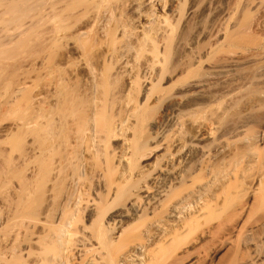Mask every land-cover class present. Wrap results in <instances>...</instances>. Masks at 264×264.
<instances>
[{
	"label": "rangeland",
	"instance_id": "1",
	"mask_svg": "<svg viewBox=\"0 0 264 264\" xmlns=\"http://www.w3.org/2000/svg\"><path fill=\"white\" fill-rule=\"evenodd\" d=\"M261 98L264 0H0V264H115L141 233L143 264H264L257 160L179 218L145 202L197 129L264 153Z\"/></svg>",
	"mask_w": 264,
	"mask_h": 264
},
{
	"label": "bare ground",
	"instance_id": "2",
	"mask_svg": "<svg viewBox=\"0 0 264 264\" xmlns=\"http://www.w3.org/2000/svg\"><path fill=\"white\" fill-rule=\"evenodd\" d=\"M205 97H206V95L205 94H203ZM262 99V98H261ZM260 99V100H261ZM259 101V100H258ZM261 101H263V99L261 100ZM260 102V101H259ZM264 102V101H263ZM253 104H254V102H253ZM254 106H256V104L254 105ZM208 124H206V126H207ZM246 126H247V123L246 122H243V123H241V124H239L238 126H236V128L234 129V131H233V133H232V135L230 136V138L229 139H223V138H218V139H216V141H215V144H214V148L212 149H206V148H204L202 145H199V143H196L195 141H200V142H202V141H204L205 140V138L207 139V137L209 136H204L203 135V133L202 132H200L199 131V129H197L196 131H198V132H196L195 134V137H194V139H192L191 141H190V143L188 144V145H186V144H184L185 145V150L186 151H188V155H189V152L191 151L192 152V148L194 149V148H196V150H198L199 148H200V155L197 157L196 156V154H194L197 158H199V159H196L197 161H194V162H196V163H194L193 162V164H195V167H193L194 169H192L193 171L192 172H190L188 175H181V174H179V173H177V171L176 170H178L180 167H182L184 164L182 163L183 161H184V156H182V155H180V154H182V152L178 155V157L176 158V161H175V164L172 162V161H170V163L172 162L174 165L173 166H170L171 168H169L168 170H167V166H165V168H166V170H163V171H168L167 172V174L168 175H164V173L162 174L163 176H165V178L163 177V178H161L162 179V181L164 180H166L167 181V183H164V181H163V184L162 185H159V188L157 189V187L155 188L154 187V181L152 182L153 184V187H154V189L155 190H153L152 191V189H151V191L152 192H155V193H153V194H155V196H153V195H150V197H149V195H145L146 196V198L145 199H148V200H146L145 202L147 203V204H155V203H161L162 202V204L165 206V207H168L169 208V212H168V215L170 216V217H177V218H179V216H182V213H184L186 210H188V208L190 209V207H191V205H192V202H198V201H201L202 200V198L203 197H205V195L207 194L208 195V192H209V190L210 189H212V187H217V188H220L222 185H223V183L225 182V180L227 181V182H225V183H231L232 181H236L238 178H240V177H237L239 174H241V172L238 174V170L239 169H236V167H238L239 165L241 166L242 164H240V162L242 161V163L245 161H247V162H252V161H256L257 163H254V164H252L251 166H253V165H256L257 166V164H259V166H261V167H259L260 169H256V167H252V168H254V169H256L257 170V172H255V173H258L257 174V176H259L263 181H264V157L263 156H261V157H259L260 155H264V153H262V154H259V152L260 151H258L257 149L258 148H254V146L255 145H251V146H249L248 147V144H247V146H246V150L244 151V150H241V152L239 151V149H236L237 148V146L240 144V142H245V143H249V145L251 144V143H253L254 144V142H255V140H252V141H254V142H252V141H250L249 139L251 138V137H249V135L247 134V132H246ZM202 127V126H201ZM209 127V126H208ZM208 127H207V129H206V131L208 130ZM210 128V127H209ZM202 131H203V128H202ZM205 132V131H204ZM208 132V131H207ZM208 133H210V132H208ZM207 135V134H206ZM205 137V138H204ZM253 137V136H252ZM204 138V139H203ZM210 138V137H209ZM253 138H255V136L253 137ZM239 140H241V141H239ZM243 140V141H242ZM250 142H249V141ZM258 140V139H257ZM237 141H238V143H237ZM248 141V142H247ZM259 142V141H258ZM185 143V142H184ZM236 144V146H234V147H236L235 149L237 150V153H235V151H232V150H234V148H232L233 147V144ZM256 143V142H255ZM234 144V145H235ZM244 144V143H243ZM240 146V145H239ZM238 146V147H239ZM241 146H242V143H241ZM244 146V145H243ZM253 146V147H252ZM178 147H179V145H178ZM183 147V146H182ZM245 147V146H244ZM250 147H252V148H250ZM157 148H158V146H157ZM165 148V147H164ZM198 148V149H197ZM254 148V149H253ZM126 149V148H125ZM181 149L182 148H180V151H181ZM242 149H244L243 147H242ZM253 149V150H252ZM179 150V149H178ZM182 150H184V149H182ZM213 150V151H212ZM251 150L255 153L256 151L255 150H257V154L255 155L253 152H251ZM259 150H262V149H259ZM264 150V149H263ZM194 151V150H193ZM243 151V152H242ZM199 152V151H198ZM212 152H215L217 155H218V153L221 155V154H223V153H227V152H229V153H227V154H232V155H225L226 157L228 156V157H230L232 160H230V161H232V162H230L229 163V161L226 163L225 162V160H224V155L222 156L223 157V159H221L222 161L224 160V163L222 162V163H218L217 164V162H219V161H213V158H212V160H211V158L210 157H212L213 155H216V154H213L212 155ZM235 153V154H233V153ZM125 153V152H124ZM184 153V152H183ZM193 153V152H192ZM196 153H197V151H196ZM261 153V152H260ZM184 154H186V153H184ZM197 154H199V153H197ZM258 154H259V156H258ZM194 155H192V156H194ZM180 156H182V157H180ZM187 156V155H186ZM192 156H190L189 155V157H191V159H192ZM219 156V155H218ZM218 156H217V158H218ZM167 158L168 157H170V158H172L171 156H166ZM188 157V156H187ZM189 157L188 158H186V160L187 159H189ZM214 157V156H213ZM227 157V158H228ZM227 158H226V160H227ZM230 158H228V160L230 159ZM193 159H195V157H193ZM165 160H168V159H166L165 158ZM185 160V161H186ZM190 160V159H189ZM217 160V159H216ZM218 160H220V156H219V159ZM121 161L124 163V161H127V158L125 157V155L123 154V156H121V160H120V163H121ZM169 161V160H168ZM167 161V162H168ZM190 162V161H189ZM189 162H185V163H189ZM192 162V161H191ZM221 162V161H220ZM259 162V163H258ZM165 163H166V161H165ZM169 163V164H170ZM172 163L170 164V165H172ZM181 163L183 164V165H181ZM227 164V166L228 167H230V168H226V164ZM253 163V162H252ZM168 164V163H167ZM166 164V165H167ZM190 164V163H189ZM189 164H187V166H190ZM221 164V165H220ZM225 165L224 167H225V169H223V167H222V165ZM243 164H245V163H243ZM251 164V163H250ZM246 165V164H245ZM244 165V166H245ZM124 166H125V168H126V164H124ZM123 165H122V170L124 169L123 167H124ZM239 166V167H240ZM243 166V165H242ZM243 166V167H244ZM247 166V165H246ZM233 167V168H232ZM243 167H241L242 169H243ZM257 167V168H258ZM128 168V167H127ZM126 168V169H127ZM184 168V167H183ZM182 168V169H183ZM189 168V167H188ZM187 168V169H188ZM247 168V167H246ZM245 167H244V169L243 170H245V175L247 174L246 173V169ZM251 168V169H252ZM184 169H186V167L184 168ZM251 169H249L250 170V172H251ZM128 170V169H127ZM241 170V169H240ZM249 170H247V172L249 171ZM242 171V170H241ZM253 171H255V170H253ZM125 172H127V171H125ZM161 172H162V170H161ZM182 172H183V170H182ZM199 172H201L202 174H203V177H201V175L199 174L198 175V173ZM242 172H244V171H242ZM123 174H125L124 173V171L122 172ZM128 173V172H127ZM166 173V172H165ZM159 174H160V172H159ZM186 174V173H185ZM243 174V173H242ZM250 174V173H249ZM122 175V174H121ZM159 176H161V175H159ZM158 176V177H159ZM199 176H200V178H199ZM253 176H254V174H253ZM256 176V174H255V176L254 177H257ZM157 177V176H156ZM242 177V176H241ZM248 177V176H247ZM249 177H251V176H249ZM258 177V178H259ZM197 178H199V179H197ZM153 179H155V177L153 178ZM160 179V180H161ZM241 179V178H240ZM242 179H244V177H242ZM241 179V180H242ZM246 179V178H245ZM254 179H256V178H253V180ZM158 180V178H156V181ZM253 180L251 181V180H249L250 182H252L253 183ZM257 180V179H256ZM255 180V181H256ZM261 180V181H262ZM165 181V182H166ZM178 181H180L181 183H182V185H183V188L181 187V188H179L180 190L181 189H183L182 191H179L178 189H176V188H178V187H174V183L173 182H177L178 183ZM238 181L239 180H237V183H238ZM243 181V183H247V182H245V180H242ZM259 182H260V180H258ZM159 182H161V181H159ZM259 182L256 184L257 185V187H255V185H254V189L255 188H257L258 190H256L257 191V193L255 192V191H253L254 193H256V194H260L261 193V195H259V199H260V197H261V199H260V202H264V183L263 182H260L261 184H259ZM155 183H157V182H155ZM171 183H173V184H171ZM252 183H250L251 185L250 186H252ZM170 184H171V186L173 185V187L175 188V190H173L172 192H173V194L172 193H170V194H168V192H169V189H170ZM219 184H222L220 187L218 186ZM228 184H224V185H228ZM157 185H158V183H157ZM224 185H223V187H224ZM239 185H241V184H239ZM146 186V185H145ZM156 186V185H155ZM245 186V185H244ZM149 188V187H148ZM151 188V187H150ZM217 188H216V190H217ZM249 188V187H248ZM253 188H252V190H253ZM157 189V190H156ZM245 189V188H244ZM221 190H222V188H221ZM221 190L220 191H217L218 192V194H219V192L220 193H222L221 192ZM211 191H213V190H211ZM215 191V190H214ZM224 191H226V189H224ZM244 191V190H243ZM148 192V191H147ZM156 192H157V194H156ZM217 192H215V195L217 196ZM209 193H211V192H209ZM214 192H212V194L211 195H214L213 194ZM225 193V192H224ZM232 193H234V192H232ZM251 193V192H250ZM149 194V193H148ZM255 194V195H256ZM157 197V198H156ZM163 197H165L164 199H161V198H163ZM207 197H209V196H207ZM207 197H205V198H207ZM213 198H214V196H212ZM223 198V197H222ZM152 202V203H151ZM256 202H257V200H256ZM259 202V203H260ZM191 204V205H190ZM198 204V203H197ZM133 207H135V206H137L138 207V205H139V203H138V201H135V202H133L132 204H131ZM189 205H190V207H189ZM195 205V204H194ZM260 205V204H259ZM204 206V205H203ZM258 206V205H257ZM192 207H194L193 205H192ZM191 207V208H192ZM205 207V206H204ZM203 207V208H204ZM260 207V206H259ZM139 208V207H138ZM168 208L166 209V211L164 212V213H166L167 212V210H168ZM201 208V207H200ZM199 208V209H200ZM137 209V208H136ZM194 208H192V210H193ZM199 209L197 210V212H199ZM194 210H196V209H194ZM190 210H188V212H189ZM202 211V210H201ZM190 212H192V211H190ZM189 212V213H190ZM195 212V211H194ZM188 213V214H189ZM201 213V212H200ZM120 215V214H119ZM168 215H166V216H168ZM194 216V215H193ZM262 216V215H261ZM260 216V217H261ZM113 218V217H112ZM175 219V218H174ZM174 219H172V220H174ZM168 221V220H167ZM259 221H264V217H262V219H260ZM173 223H175V222H173ZM258 224H260V222H257ZM264 223V222H263ZM254 224H255V222H254ZM254 224H253V226H254ZM150 225V224H149ZM174 225V224H173ZM257 226V225H256ZM260 227V226H259ZM63 228H66V227H63ZM149 229L151 228V226H149L148 227ZM148 228L147 229H145V231L144 232H147V233H149V230H148ZM59 230H60V228H58ZM67 229V228H66ZM66 229H64V231L63 232H65L66 231ZM62 230V229H61ZM69 230V229H68ZM67 230V231H68ZM152 230V229H151ZM165 230V229H164ZM70 231V230H69ZM68 231V232H69ZM62 232V233H63ZM143 232V231H142ZM151 233H152V231H151ZM150 233V234H151ZM164 233V232H163ZM66 234V233H65ZM157 234V233H156ZM156 234H154V235H156ZM62 235V234H61ZM60 235V236H61ZM58 236V235H57ZM66 236H67V234H66ZM142 236H143V234L141 233V235H139V236H135V238L133 239V241H132V243L129 245V248L127 249V250H122L121 252H119V253H117L116 254V256H115V264H122V263H120V261H122V260H125V258L128 260L129 259V261H127V262H125V263H123V264H143V262L146 260V258H147V256H148V253L146 252V246H147V244H145V241L143 240V238H142ZM163 236V235H162ZM54 237V236H53ZM65 237V236H64ZM61 238V237H60ZM63 238V237H62ZM65 239H66V237H65ZM64 239V240H65ZM59 240V239H58ZM57 240V241H58ZM62 240V239H61ZM50 241V240H49ZM63 241V240H62ZM66 241V240H65ZM66 244V243H65ZM60 246H61V244H60ZM60 248H63L62 246L60 247ZM96 248H98V247H96ZM95 248H93L92 250H94ZM44 250H45V248H44ZM43 250V251H44ZM148 251V250H147ZM64 253H66V252H64ZM45 254V253H44ZM51 257V256H50ZM61 257V256H60ZM53 258V257H52ZM69 258V257H68ZM50 260V259H49ZM52 260V259H51ZM59 260V259H58ZM55 261V260H54ZM68 261V260H67ZM87 262V261H86ZM136 262V263H135ZM56 263V262H55ZM62 262H60V264H61ZM91 263V262H90ZM89 263V264H90ZM94 263V262H93ZM145 263V262H144Z\"/></svg>",
	"mask_w": 264,
	"mask_h": 264
}]
</instances>
